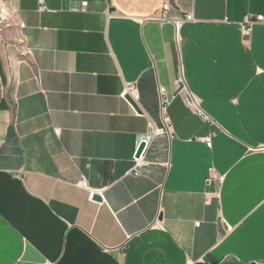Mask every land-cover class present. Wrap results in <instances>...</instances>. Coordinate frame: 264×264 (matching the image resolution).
Returning <instances> with one entry per match:
<instances>
[{
	"label": "crops",
	"instance_id": "obj_1",
	"mask_svg": "<svg viewBox=\"0 0 264 264\" xmlns=\"http://www.w3.org/2000/svg\"><path fill=\"white\" fill-rule=\"evenodd\" d=\"M0 8V264H264V0Z\"/></svg>",
	"mask_w": 264,
	"mask_h": 264
},
{
	"label": "built area",
	"instance_id": "obj_2",
	"mask_svg": "<svg viewBox=\"0 0 264 264\" xmlns=\"http://www.w3.org/2000/svg\"><path fill=\"white\" fill-rule=\"evenodd\" d=\"M169 9H170V5L169 4L164 5L163 8H162V11L157 16V19L159 21H162V22L169 21V18H168V15H167V12H168ZM184 21L185 22L193 21V16L191 14L187 15L185 17ZM184 21H179V22L176 23V28L178 30L181 28V26H182ZM262 23H264V18L262 16H252V15L245 16L244 21L242 23V27H241L243 36L244 37H250L251 34H252L254 26H256L258 24H262ZM159 93H160V98H161V101H162V106H163L164 111H165L167 106H168V104H169L168 94H167V91H166L165 88H160ZM124 96H126V98H127V96H129L134 101L135 98H136V96H135V86H128L127 90L125 91ZM186 102H187V104L189 106L193 107L196 110L198 115H200L202 118H205L203 113L198 110V105H197L196 100H194L193 98L191 99L189 97H186ZM170 133H171V127H170L169 123L166 124V129L156 127L153 124V122L150 123L148 138H146L145 140H143L141 142L139 148L136 151L135 157H134V165H133L132 170H131V173L134 176H136V177L137 176H141L142 171H143L144 167L146 166L145 154H146V151H147V149L149 147L150 142L152 140H154L158 136H162V135L170 134ZM204 142L206 144L210 145L211 142H212V138L211 137H207V138H205ZM143 144L145 145L144 150H143L142 154L140 155V157H137L139 149H140V147ZM263 151H264V148H263ZM214 180H216V172H215V170H211L210 177L207 180V184L208 185L212 184ZM80 185H83V183L80 184ZM94 196H95V194L91 193L89 198L91 200H93Z\"/></svg>",
	"mask_w": 264,
	"mask_h": 264
},
{
	"label": "water",
	"instance_id": "obj_3",
	"mask_svg": "<svg viewBox=\"0 0 264 264\" xmlns=\"http://www.w3.org/2000/svg\"><path fill=\"white\" fill-rule=\"evenodd\" d=\"M127 100L132 104V106L134 107V109L136 110L137 113H139V114L142 113V111L139 109L137 104L129 96H127ZM144 147H145L144 144L140 147L137 157H140V155L142 154V152L144 150ZM94 200L95 201H101V198L98 195H95Z\"/></svg>",
	"mask_w": 264,
	"mask_h": 264
},
{
	"label": "rangeland",
	"instance_id": "obj_4",
	"mask_svg": "<svg viewBox=\"0 0 264 264\" xmlns=\"http://www.w3.org/2000/svg\"><path fill=\"white\" fill-rule=\"evenodd\" d=\"M10 21L11 19H10L9 14L3 11L2 8H0V26H4Z\"/></svg>",
	"mask_w": 264,
	"mask_h": 264
}]
</instances>
